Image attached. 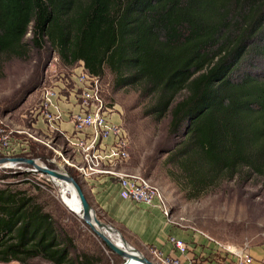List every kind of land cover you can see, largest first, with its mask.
<instances>
[{"label": "trees", "instance_id": "trees-1", "mask_svg": "<svg viewBox=\"0 0 264 264\" xmlns=\"http://www.w3.org/2000/svg\"><path fill=\"white\" fill-rule=\"evenodd\" d=\"M49 50L170 118L167 160L197 192L264 180V0H0V72ZM75 249L38 195L0 188V263L97 264Z\"/></svg>", "mask_w": 264, "mask_h": 264}, {"label": "rangeland", "instance_id": "rangeland-1", "mask_svg": "<svg viewBox=\"0 0 264 264\" xmlns=\"http://www.w3.org/2000/svg\"><path fill=\"white\" fill-rule=\"evenodd\" d=\"M33 58V61L12 60L3 72H0V133L5 134L4 137L9 136L10 139L7 144L2 143L1 147L12 146L13 151L17 153L20 152L19 145L22 144L18 141L21 137L18 131L29 130L28 128L38 120L36 114L40 111L45 87L64 78V74H71L79 65L75 68L69 67L50 50L42 54L40 66L38 55ZM102 84L105 103L115 105V113H120L121 123L129 134L127 146L129 158L120 162L121 168L124 172L148 178L159 189L169 217L176 226L205 237L208 240L206 245L210 246L208 249L213 247L209 237L236 247L247 246L249 250L264 243V180L261 177L251 178L244 183L231 182L211 186L201 193L197 192L185 180L176 163L167 160L169 145L165 141L171 136L170 118L157 122L152 115H146L145 109L149 104V98L142 96L139 89L133 87L115 90L114 77L110 72L102 79ZM29 131L42 138L47 136L45 128ZM174 139L175 136L172 135L171 142ZM31 145L32 143L30 147ZM50 145L51 147L40 143L37 146L38 149L47 148V151H41L46 157L22 155L17 157L38 158L43 164L51 163L50 168L76 174L86 187L85 178L78 168L76 154L68 145L67 139L57 134ZM6 148L4 151H7ZM27 149V152L31 151V148L30 151L29 147ZM69 158L74 160L72 165L66 162ZM3 172L7 174L8 170L5 168L1 170L0 188L25 189L31 194L38 195L46 209L54 215L60 228L73 237L76 246L74 254L94 256L101 262L97 261V264H108L107 259L109 264H114L117 256L122 258L109 250L103 240L83 222L82 217L69 207L72 195L67 193L68 201L64 200L63 182L39 171L36 174L22 175L21 170H19L21 175L8 173L9 175L2 179ZM86 190L89 191L88 187ZM94 209L98 218L100 216L102 221H108L106 223L110 224L102 211ZM170 237L172 236H169V242ZM188 242L193 250L204 247L195 241ZM136 248L156 264H163L154 254V247ZM200 251L201 248L197 253ZM207 252L209 253V250L204 253ZM122 260L120 264L125 263L124 258ZM36 263L48 264L43 260Z\"/></svg>", "mask_w": 264, "mask_h": 264}, {"label": "built area", "instance_id": "built-area-1", "mask_svg": "<svg viewBox=\"0 0 264 264\" xmlns=\"http://www.w3.org/2000/svg\"><path fill=\"white\" fill-rule=\"evenodd\" d=\"M63 76L64 78H60L53 85L45 87L41 108L36 114L38 120L31 128H28L34 131L38 128V123L42 122L47 130V136L42 138L29 130L21 129L18 131L21 135L18 139L22 143L19 145L21 153L14 152L12 146H7V148L5 146L7 151L2 148L4 156L17 157L29 153L27 148L29 147L30 151L31 141L44 143L51 147L50 144H53L55 136L61 134L75 152L78 168L84 178H92L98 173L113 175L119 180L120 193L123 198L146 205H153L158 200L165 216L171 220L159 189L148 178L140 174L110 168L118 161L123 162L129 158L127 150L129 134L123 123H115L112 120L115 105L110 106L105 103L101 78L89 73L84 62H80L71 74ZM73 80L78 84L74 92L78 110L73 113L75 133L71 135L63 130L62 123L65 117L63 103L68 100L66 90ZM4 135L0 133V147L2 143L7 144L10 141L9 136L4 137ZM110 138L112 141L108 140ZM66 162L72 165L74 160L69 158ZM3 168L7 169L9 174L20 173L19 170L23 172L22 175L39 173L32 166L22 163L3 164L0 166V173ZM29 180L32 179L29 178ZM209 238L213 247L208 249L210 246L204 245L200 252L195 253L188 241L170 237L173 247L186 255L187 259L165 255L157 248H154L153 252L163 264H254V257L247 246L236 247ZM207 250L209 253H204Z\"/></svg>", "mask_w": 264, "mask_h": 264}, {"label": "crops", "instance_id": "crops-1", "mask_svg": "<svg viewBox=\"0 0 264 264\" xmlns=\"http://www.w3.org/2000/svg\"><path fill=\"white\" fill-rule=\"evenodd\" d=\"M77 85L75 80L71 82L68 90H66L68 100L63 103L65 117L62 128L71 135L75 132L73 113L78 110L74 93ZM119 114L114 112L112 115V120L115 123L122 122ZM39 128L44 130V123L39 122L37 129ZM108 140L112 141L111 138ZM120 164L118 161L110 168L123 171L124 169L121 168ZM105 167L108 168L109 166ZM85 186L86 195L92 206L102 211L110 224L117 227L129 243L135 247L148 249L154 247L161 250L165 255L187 259L186 255L178 252L169 242V236L195 241L199 246L208 243V240L199 233L183 229L170 221L165 216L158 200L153 205H146L123 198L120 193L119 180L113 175L95 174L92 178H85ZM87 187L89 191L86 190ZM200 248L197 247L194 251L197 253ZM250 252L254 257V264H264V243L254 246Z\"/></svg>", "mask_w": 264, "mask_h": 264}, {"label": "water", "instance_id": "water-1", "mask_svg": "<svg viewBox=\"0 0 264 264\" xmlns=\"http://www.w3.org/2000/svg\"><path fill=\"white\" fill-rule=\"evenodd\" d=\"M8 162H11L12 164L25 163L31 165L37 171L49 174L52 177L71 183L74 186L82 205L83 222L86 223L92 229V231L103 240V242L111 251L124 258V264H127L128 261L130 262V260H136L143 264H156L146 257L142 252H140L135 246L131 245L120 230L116 229L112 224L106 223L97 217L95 209L89 202L83 187L71 173L67 172L66 170L62 171L61 169L50 168L49 165L40 162L38 158L0 157V166ZM112 232H115L119 235L122 246L121 244L116 243L107 234Z\"/></svg>", "mask_w": 264, "mask_h": 264}, {"label": "bare ground", "instance_id": "bare-ground-1", "mask_svg": "<svg viewBox=\"0 0 264 264\" xmlns=\"http://www.w3.org/2000/svg\"><path fill=\"white\" fill-rule=\"evenodd\" d=\"M6 164H12L11 162H8V163H6ZM25 164V163H24ZM28 165V164H27ZM29 166H31V165H29ZM40 172V171H39ZM53 178H55V177H53ZM57 181H60V182H63L62 184H63V187H64V189H63V197H64V200L65 201H68V198L69 197H67V193L68 194H70V195H72V197L70 198V200H69V207H72V209L74 210V211H76L81 217H83V209H82V205H81V202H80V199H79V197L77 196V193H76V191H75V188H74V186L71 184V183H68V182H65V181H63V180H60V179H57V178H55ZM65 183H67V185L65 184ZM62 187V186H61ZM116 243H118V244H121V246H122V242L120 241V238L118 237L119 235L117 234V233H115V232H112V233H107ZM127 264H143V263H141V262H139V261H136V260H130V262L128 261V263Z\"/></svg>", "mask_w": 264, "mask_h": 264}]
</instances>
